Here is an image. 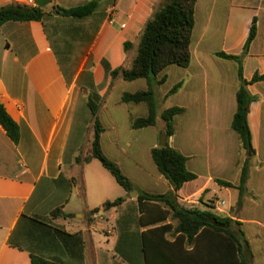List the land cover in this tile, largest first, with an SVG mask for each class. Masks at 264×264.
<instances>
[{"label": "crops", "instance_id": "crops-1", "mask_svg": "<svg viewBox=\"0 0 264 264\" xmlns=\"http://www.w3.org/2000/svg\"><path fill=\"white\" fill-rule=\"evenodd\" d=\"M52 1L46 10L56 6L69 9L91 0ZM161 1L105 0L92 18L69 21L74 31L66 41L58 29L51 33L47 22L10 21L0 25V103L21 132L16 144L0 123V264H32L33 254L57 264H129L116 251L118 221L138 205L137 199L130 197L132 200L128 199L123 206L104 211L107 201L116 200L111 195L115 189L113 181L98 170L97 159L90 163H80L78 159L92 153L94 118L89 98L97 94L105 101L121 79L113 80L107 75L103 61L112 69L131 67L136 55L129 56L132 49L126 52L125 43L138 49L139 38ZM207 1L205 21L201 24L202 0L197 3L194 33L197 31L199 36L193 46V34L192 62L188 68H182L187 74L177 82L184 81L177 93L184 100L178 107L186 109L181 116H190L191 145L188 148V142L179 140L178 129L174 136L168 137V145L189 158L188 169L197 175L196 180L185 184L178 199L187 207L214 211L237 221L250 244L251 264H264V81L248 86L255 97L249 113L254 153H249L232 128L241 86L238 65L215 55L217 52L242 55L257 19V37L244 58V78L250 82L255 75L264 74V0ZM9 5L29 6V0H0V8ZM54 18L55 22L63 20L58 13ZM217 32L222 35L221 48L210 49L207 37ZM74 49L82 52L77 63L70 57ZM59 51L67 54V66ZM210 54L216 56L221 66L226 63L233 67L223 65L224 74L212 73ZM171 68L161 73L158 80L164 76L169 79ZM147 84L140 91L148 90V80ZM103 109H109L106 101ZM120 110L123 107L110 110L107 121L101 118L100 110L99 118L105 128L101 136L103 151L106 145H112L143 170L133 144L127 143V149L122 147L118 133ZM132 119L135 118L127 108V126L131 127ZM149 128L156 125L138 130ZM165 131L166 126L161 132ZM87 140L89 154L80 156ZM156 147H160L159 133L147 150L151 156ZM116 162L123 168L121 160ZM246 162L250 163V175L246 193L240 200L236 186ZM158 174L145 170L149 182L143 190L136 191L151 194L172 191L166 177ZM221 181L235 187H226ZM221 189L229 193L234 190L236 194L229 211L220 214L216 209L219 201L215 209L206 204ZM59 208L62 212L53 217ZM98 209L100 212L92 214ZM99 236H104L106 242Z\"/></svg>", "mask_w": 264, "mask_h": 264}, {"label": "trees", "instance_id": "trees-1", "mask_svg": "<svg viewBox=\"0 0 264 264\" xmlns=\"http://www.w3.org/2000/svg\"><path fill=\"white\" fill-rule=\"evenodd\" d=\"M104 1L91 0L69 9L56 6L51 11L26 5H9L0 8V25L10 21H38L46 24L55 17V13H58L59 18L63 20L73 18L70 21L83 22L95 16ZM198 1L162 0L139 38L137 54L131 67L112 69L106 60L103 61L107 75L113 80L122 78L132 82L147 79L149 82L148 90L123 94L124 103L146 104L148 107L147 116L132 119L133 129L148 128L157 124V101L152 80L157 79L171 66L188 68L191 65ZM256 37L257 19L253 22L242 55L215 53L218 58L233 61L238 65L241 86L237 92L238 109L232 128L238 134L242 147L249 153H254L249 113L255 97L249 92L248 86L264 81V74L255 75L250 82L245 80L244 58L248 55ZM132 47V43H125L126 52ZM58 53L60 57V52ZM167 79L168 77L164 76L155 84L163 85ZM183 86L184 81H180L166 97L176 95ZM100 99L97 94L89 98V106L94 118L92 153L83 160L78 159V162L90 163L94 159L99 160L116 182L130 194L136 190L134 183L117 163L105 156L102 148L101 136L105 128L99 118ZM185 112V108L178 106L165 110L163 114L166 123L165 133L169 138L176 133V118ZM0 123L9 137L18 144L21 137L20 127L2 103H0ZM152 158L173 190L166 194L137 191L138 205L127 211L118 221L119 240L116 251L121 259L129 264H251L250 244L237 221L218 215L214 211L187 207L179 202L178 193L185 184L197 179V175L188 169L189 158L170 145L152 149ZM249 175L250 163L246 162L240 184L236 186L240 191V200L246 193ZM221 182L226 187H235L230 182ZM127 198L120 197L114 201H107L103 206L104 211L123 206ZM210 208L215 209L214 203ZM61 212L62 209H56L53 217ZM98 212L99 209L92 214ZM31 258L32 264H57L34 254Z\"/></svg>", "mask_w": 264, "mask_h": 264}, {"label": "rangeland", "instance_id": "rangeland-1", "mask_svg": "<svg viewBox=\"0 0 264 264\" xmlns=\"http://www.w3.org/2000/svg\"><path fill=\"white\" fill-rule=\"evenodd\" d=\"M207 6H208V1L202 0V4L200 6V13H199V23L200 24L205 21L204 13H205V7ZM202 9H203V12H202ZM72 19L73 18H67V20H61V22H55V18H51L47 22V27L51 33L52 32L54 33L56 29H58L59 32H61L62 39L66 41L67 40L66 38L68 36L72 38V35H73L74 25L69 22ZM198 36H199V33L196 31L194 33V45L193 46L196 45ZM207 38H209L210 40L209 45H208L210 49L219 50L221 48L222 35L220 32L210 34L208 35ZM137 50L138 49L135 50L132 47V51L130 52L129 56L130 57L131 55L135 56L137 54ZM59 52H60V57H61V60L63 61V64L67 66L69 64L67 61L68 60L67 54H65L62 51H59ZM71 52H74V53L70 57L75 61V63H77V61L79 62V60H81L82 58L81 49L80 51L77 49H74ZM208 57H209L208 59L211 61V67H213L212 73L214 74H217V73L224 74V66L226 65L227 67H233V66H230L232 64H226V63L223 64L224 66L223 65L221 66L220 64L216 62L215 60L216 56H212L210 54L208 55ZM130 61L131 59L127 62V64H130ZM168 74H169V79L167 83H165L164 85L155 84L156 81L159 79V77L157 79L152 80V82L154 83V90H155L156 101H157V115H156L157 124H156V128L154 129L149 128L145 130H133L130 126H127V123L125 120L127 108L130 109L131 113L133 114V118H139L141 116H146L148 107L146 104H125L122 102V96L125 92L140 91V90L147 88L148 86L147 80H137L134 82H128L121 78L113 86L110 92V95H108V98L105 99V101L108 103L109 109L112 111L113 109L117 107H123V110H120L118 113V117L120 119L119 126H118V133L120 137L122 138V147L126 148V144L130 142L133 144L134 146L133 150L137 152L139 158L141 159L142 169L144 171L139 169L136 166L135 162H133L132 160L124 158L118 151H116L113 148L112 145H106V151L104 154L112 162L117 163L116 160L122 161V164H123L122 166L126 172V175L131 179L136 189L138 190H143V187H145V185L149 182L148 179L146 178L145 170L149 172H155L156 175H159L158 174L159 172H157L158 170H156V165L152 159V156L150 152L147 150L149 148V145L150 146L152 145V142H153V139L156 133H159V141H161L162 139L164 132H161V130L163 127L166 126V123L163 117L165 110L170 107L179 106L180 104H182L184 100L183 95L177 96L176 94L167 99L166 94L177 84L178 80L185 77L187 72L183 70L182 68H179L177 66H172ZM161 77L162 75L160 76V78ZM105 101L101 97L98 103L101 106L100 110H102L101 118L107 121L110 110L103 109ZM189 118H190L189 115L179 116L175 120L176 129H178L180 133L179 140L184 141L186 143L188 142L187 144L188 148L191 145L190 144L191 142H190V127H189L190 120ZM89 144L90 143L87 140L86 146L83 147V150L79 153L80 156H86L87 154H89V151H90ZM95 164L97 165L98 170L102 171L103 173H106L112 179L115 189L112 190L111 195L113 196L114 199H118L120 197H128L127 199L132 200V198L129 197V195H131L132 193L129 194L125 189H123L116 182V180L110 174V172L105 169V167L102 165V163L99 160H95ZM134 192H137V191L135 190ZM235 194L236 192L234 190L231 193H229L225 189H221L217 193V195H215L214 193L211 195L214 198V200H210L206 205L211 206L212 203H214L216 207L218 201L220 202V201L225 200L227 204L224 206V210L229 211L230 206L234 203ZM136 197L137 196L135 197L133 196V199L136 200ZM188 207H191V205L190 206L188 205ZM100 237L103 242H106V239L104 236H99V238ZM261 262L262 261H258V263H261Z\"/></svg>", "mask_w": 264, "mask_h": 264}, {"label": "water", "instance_id": "water-1", "mask_svg": "<svg viewBox=\"0 0 264 264\" xmlns=\"http://www.w3.org/2000/svg\"><path fill=\"white\" fill-rule=\"evenodd\" d=\"M36 4L42 8V9H47L51 4L52 0H35ZM168 146V135L166 133L163 134L162 139L160 141V147H167ZM137 192H132L131 197L137 196Z\"/></svg>", "mask_w": 264, "mask_h": 264}, {"label": "built area", "instance_id": "built-area-1", "mask_svg": "<svg viewBox=\"0 0 264 264\" xmlns=\"http://www.w3.org/2000/svg\"><path fill=\"white\" fill-rule=\"evenodd\" d=\"M29 6H31V7H35V8H38L39 6L36 4V2H35V0H29ZM110 16H111V18H113L114 17V11H112L111 12V14H110ZM227 203H226V201H220L219 203H218V206H217V212L218 213H223V211H224V206L226 205Z\"/></svg>", "mask_w": 264, "mask_h": 264}]
</instances>
